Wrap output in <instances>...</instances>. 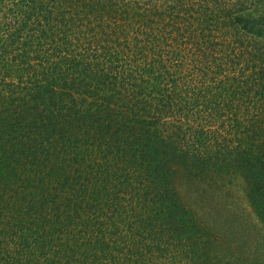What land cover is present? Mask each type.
<instances>
[{"label": "trees", "instance_id": "obj_1", "mask_svg": "<svg viewBox=\"0 0 264 264\" xmlns=\"http://www.w3.org/2000/svg\"><path fill=\"white\" fill-rule=\"evenodd\" d=\"M0 264H264V0H0Z\"/></svg>", "mask_w": 264, "mask_h": 264}]
</instances>
